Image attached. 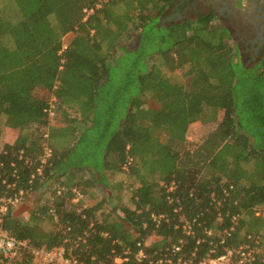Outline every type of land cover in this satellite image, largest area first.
I'll use <instances>...</instances> for the list:
<instances>
[{
	"label": "trees",
	"instance_id": "obj_1",
	"mask_svg": "<svg viewBox=\"0 0 264 264\" xmlns=\"http://www.w3.org/2000/svg\"><path fill=\"white\" fill-rule=\"evenodd\" d=\"M174 1L0 0V118L16 134L0 149V197L46 188L50 195L40 213L53 226L39 234L29 222L37 213L25 221L13 216V207L0 225L14 237L38 248L63 244L68 255L106 264L125 250L129 264H137L133 256L140 248L149 257H168L180 244L179 254L198 264L245 244L248 234L262 236L264 216L257 212L264 208V53L255 72H238L237 50L227 30L212 25V12L170 26L156 23ZM130 51L139 95L128 100L118 121L105 122V173L99 169L94 176L104 190L116 172L138 178L132 207L99 212L104 201L73 205V188L85 197L86 187L95 185L75 180L91 167L74 166L70 177L61 160L73 146L61 152L48 140L52 154L36 175L45 139L30 128L47 126L52 103L78 104L93 121L112 64ZM154 55L157 63L149 68ZM163 68L184 70L189 86L170 82ZM141 97L157 107L144 108ZM195 122L216 127L192 147L186 134ZM127 158L132 163L125 171ZM152 215L163 217L154 221ZM233 216L234 230L222 243L204 236V228L216 235L231 227ZM182 219L191 223L192 235L182 232ZM261 246L251 264H264Z\"/></svg>",
	"mask_w": 264,
	"mask_h": 264
},
{
	"label": "rangeland",
	"instance_id": "obj_2",
	"mask_svg": "<svg viewBox=\"0 0 264 264\" xmlns=\"http://www.w3.org/2000/svg\"><path fill=\"white\" fill-rule=\"evenodd\" d=\"M200 1V0H198ZM207 5V3H204ZM212 11V10H210ZM203 12H207V7ZM225 13V10L223 11ZM224 13L220 12V17H217L214 13V20H212V25L219 28H225V24L222 19H219L224 15ZM159 23V20L156 22ZM165 23H161L160 25H164ZM167 25V24H166ZM230 39V43L234 44L237 50V56L235 58L236 61L241 62L240 65H237L235 68L239 72L241 67H245L249 69V72H255L258 64L261 60L255 59L253 61H247L246 55H240L238 51V43L234 41V39L227 34ZM132 45V43H129ZM135 45V44H134ZM119 55V59L116 60L109 70L108 80L106 81L103 89L100 91L98 96L97 109L99 111V115L96 114V118L90 121L91 115L89 114L87 118L81 115V110L79 105H76V108H70L65 105H53V114L48 116V124L45 127H37L33 125L30 128V133L38 134L43 133V141L44 146L48 145V140L52 141L56 145H60L64 148H71V151L66 155L61 165L66 167L69 166H87V167H99L102 162L103 152L105 149V143L108 139L107 133H105L104 128L106 127L105 122L108 118L112 117L115 120H119L124 116V112L127 110V102L131 97L138 96L139 92L137 89L138 86V76H137V65H133L131 62L133 61L135 55ZM157 56H153V59H149L148 66L149 68L152 65H156ZM139 64V63H138ZM164 76H166L170 82L182 84L184 86H189V78L184 76V70H175L169 71L166 68L162 69ZM144 101V108H156L157 104L154 100L149 97H141ZM76 109V110H75ZM114 116V117H113ZM116 125V124H115ZM110 128V132H112L116 126ZM216 127V124H200L197 123L193 125L188 130V141L192 144V147H196L201 144L208 134ZM0 149L6 143H13L16 139V134L11 132L5 126V118H0ZM62 151V150H60ZM57 158H54V165ZM62 167V166H61ZM100 168V167H99ZM91 174V173H90ZM87 175V170L78 173V180L81 182L86 181L87 178L84 176ZM66 178V177H65ZM138 179L134 177L128 176L127 172H119L117 175H113L112 179H108L106 190L101 189L99 186H90L86 187L87 196L83 197V204H87V202L93 201V203H97L98 201H104L102 204L104 212L110 211L115 205H130V196L132 190L139 185ZM83 188V187H82ZM50 193L46 188H42L36 192H33L25 197L24 201L14 207L12 214L14 217L23 219L25 221H29L33 212L37 213V219H33L30 222L33 226H36L38 233H47L52 229V223L49 221V215L41 214V209L44 207V203L48 199ZM111 195V198L118 199L119 201H108L106 202L107 196ZM101 197L100 200H97ZM80 201V202H82ZM79 205V204H77ZM118 210V209H117ZM258 214L264 216V208L258 209ZM99 214V213H98ZM261 238L264 240V222L260 223ZM151 241V240H150ZM261 252V249H260ZM2 264V263H0ZM13 264V263H9Z\"/></svg>",
	"mask_w": 264,
	"mask_h": 264
},
{
	"label": "built area",
	"instance_id": "obj_3",
	"mask_svg": "<svg viewBox=\"0 0 264 264\" xmlns=\"http://www.w3.org/2000/svg\"><path fill=\"white\" fill-rule=\"evenodd\" d=\"M90 13V12H89ZM53 101H55L53 99ZM53 103L50 105L48 115H52ZM43 154L39 157V165L35 170L36 175H40L47 159L51 156L52 150L49 146H43ZM132 163L131 158H127L126 163L123 166V170L127 171L128 166ZM34 178V175L31 176ZM173 187L171 186V189ZM63 188L57 189V194H60ZM71 203L77 205L82 201L84 195L73 188L72 190ZM25 191L19 190L10 196L0 197V224L3 221L4 216L8 213L10 208L16 207L21 204L25 198ZM163 216H154L152 218L154 221H158ZM232 226L228 229L218 232L215 235L213 230L204 228L203 234L206 238H213L215 236L219 242L222 243L226 236H230L231 232L234 230V226L237 221V216H233ZM180 228L182 232L190 236L193 234L191 223L187 220H180ZM103 236H106L104 233ZM245 244L239 246L236 249H229L219 256H207L198 264H251L256 255L260 253L261 245L264 240L259 235L246 236ZM201 240H197V244ZM63 243H67L64 240ZM181 243V242H180ZM140 247V243H137ZM181 250L180 244H175L171 248V255L168 257H149L140 248L137 253L133 256V261L137 264H194L192 261L185 260L182 255L179 254ZM212 252V251H210ZM25 259H29L31 264H106L104 261H98L92 257L89 261L79 260L76 257L67 254L65 245H60L52 247L50 249L38 248L32 245L28 240L17 239L10 232L3 229L0 225V263L2 264H22ZM130 263V251L125 250L122 255L115 256L112 259V264H129Z\"/></svg>",
	"mask_w": 264,
	"mask_h": 264
},
{
	"label": "flooded vegetation",
	"instance_id": "obj_4",
	"mask_svg": "<svg viewBox=\"0 0 264 264\" xmlns=\"http://www.w3.org/2000/svg\"><path fill=\"white\" fill-rule=\"evenodd\" d=\"M233 1L235 7L237 0H175L167 6L159 22H166L165 25L170 26L186 20H194L199 15H207L211 12L220 17L221 8L224 6L227 10L219 19L225 24L229 36L238 43L240 55L244 52L248 62L259 59L264 53V0H246L249 8L254 7L255 10L254 13L245 15H235L234 11L229 10ZM206 7L207 12H203Z\"/></svg>",
	"mask_w": 264,
	"mask_h": 264
},
{
	"label": "crops",
	"instance_id": "obj_5",
	"mask_svg": "<svg viewBox=\"0 0 264 264\" xmlns=\"http://www.w3.org/2000/svg\"><path fill=\"white\" fill-rule=\"evenodd\" d=\"M222 1V0H221ZM230 1V0H229ZM230 3V2H229ZM232 3V5H231V7H230V11H234V13H235V15L236 14H243V15H245V14H248V13H250V12H253L254 13V7L253 8H249V5L247 4V2H246V0H237L236 1V3H235V7H234V1L233 2H231ZM224 10H227V8H225L224 6L221 8V12L222 13H224L223 11ZM225 14V13H224ZM182 85V84H181ZM90 113H85V117L87 118V116L89 115ZM91 115V114H90ZM197 123H199V122H195V123H193V124H191L190 126H189V128L190 127H192L193 125H196ZM201 124V123H200ZM189 128H188V130H189ZM187 134H188V131H187ZM186 134V138L188 139V135ZM59 151L60 150H62V151H65L66 149H69V147L68 148H64V147H61L60 145H58L57 147H56ZM61 151V152H62ZM100 167V168H99ZM99 167H96V169H94V167L92 168H89L88 170H87V175L86 176H84V178H87V180H89V181H91L93 184H95L96 186H99V187H101V189H103L102 188V184H100V183H98V181H97V178H95V176H94V174H95V172H97L96 170H99L100 169V171L101 172H103V174L105 173V170L103 169V167H101V165L99 166ZM74 169V166H69V176L71 177L72 176V178H75V176L74 175H71V174H73L72 173V170ZM71 171V172H70ZM91 173V174H90ZM119 172H116V173H114V176L115 175H117ZM260 174H262V172L260 171L259 172ZM138 179V178H137ZM75 180H78V179H75ZM139 180V179H138ZM137 180V181H138ZM103 183V185H105V180L102 182ZM107 187V186H106ZM101 199V197H99L97 200H100ZM108 201H114V202H117V201H119L118 199H115V198H111V195H108L107 196V199H106V202L107 203H109ZM98 202H102V201H98ZM105 202H103L102 204H104ZM85 205V204H84Z\"/></svg>",
	"mask_w": 264,
	"mask_h": 264
},
{
	"label": "water",
	"instance_id": "obj_6",
	"mask_svg": "<svg viewBox=\"0 0 264 264\" xmlns=\"http://www.w3.org/2000/svg\"><path fill=\"white\" fill-rule=\"evenodd\" d=\"M158 24H161V23L159 22ZM164 26H166V25L164 24Z\"/></svg>",
	"mask_w": 264,
	"mask_h": 264
}]
</instances>
